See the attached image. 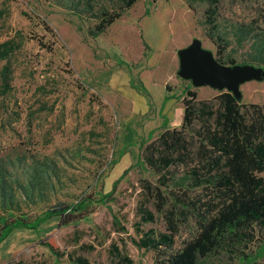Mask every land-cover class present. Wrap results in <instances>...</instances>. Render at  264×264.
Here are the masks:
<instances>
[{"label": "rangeland", "instance_id": "rangeland-1", "mask_svg": "<svg viewBox=\"0 0 264 264\" xmlns=\"http://www.w3.org/2000/svg\"><path fill=\"white\" fill-rule=\"evenodd\" d=\"M123 1L0 0V229L11 218L32 222L59 205L99 201L68 227L55 218L40 232H14L0 244V264H119L125 256L156 264L155 252L133 242L167 233L165 213L143 190L161 186V176L138 164L139 147L181 130L189 91L203 101L221 93L180 78L179 51L198 39L227 66L264 69V0H219L214 30L207 0H139L94 37ZM241 93V104L264 107V80ZM188 172L178 170L169 190H191ZM141 206L153 222H142ZM256 231L264 238L263 227ZM195 235L192 219L180 224L173 251ZM254 247L226 243L198 264H242Z\"/></svg>", "mask_w": 264, "mask_h": 264}, {"label": "trees", "instance_id": "trees-1", "mask_svg": "<svg viewBox=\"0 0 264 264\" xmlns=\"http://www.w3.org/2000/svg\"><path fill=\"white\" fill-rule=\"evenodd\" d=\"M138 1L124 0L119 11L104 13L93 36L103 34ZM207 1L211 8L209 25L214 30L219 0ZM183 106L180 131L166 130L153 142L139 147L138 164L161 176V186L148 184L143 190L148 200H154L157 212L165 213L167 233L155 237L153 231L143 232L138 241H133L135 246L155 252L156 264H198L226 243L232 248L251 245L255 247L249 255L244 253L242 264H264V238L256 231L259 226L264 228V107L243 105L226 91L211 101L198 100L197 94L189 91ZM180 169H188L191 190L175 193L168 186ZM2 197L6 202L5 193ZM111 197L109 193L103 200L111 201ZM97 202L85 198L75 205H59L32 222L22 217L5 220L0 244L19 230L40 232L43 224L55 218H60V228L68 227L92 214ZM139 212L143 223L154 221L149 209L141 206ZM191 219L196 235L181 250L173 251L180 224ZM39 244L56 251L46 239ZM114 250L119 253L116 247ZM75 262L88 264L82 258ZM119 264L133 261L125 256Z\"/></svg>", "mask_w": 264, "mask_h": 264}, {"label": "water", "instance_id": "water-1", "mask_svg": "<svg viewBox=\"0 0 264 264\" xmlns=\"http://www.w3.org/2000/svg\"><path fill=\"white\" fill-rule=\"evenodd\" d=\"M178 75L192 83L196 89L209 87L219 92H229L240 101L241 86L264 80V69L251 65L225 66L214 54L203 48L202 42L194 40L190 46L179 51Z\"/></svg>", "mask_w": 264, "mask_h": 264}, {"label": "crops", "instance_id": "crops-1", "mask_svg": "<svg viewBox=\"0 0 264 264\" xmlns=\"http://www.w3.org/2000/svg\"><path fill=\"white\" fill-rule=\"evenodd\" d=\"M183 113H184V109H183ZM182 121H183V120H182ZM182 123H183V122H182ZM45 224H46V223H45ZM42 226H44V224H43ZM42 226H41V227H42ZM18 232H20V230H19ZM32 232H33V231H32ZM13 234H14V232H13L12 234L9 235V237H8V238H7L2 244H1V247L4 246V244H5V243L11 238V236H12Z\"/></svg>", "mask_w": 264, "mask_h": 264}]
</instances>
